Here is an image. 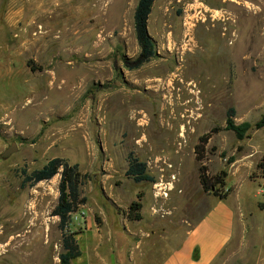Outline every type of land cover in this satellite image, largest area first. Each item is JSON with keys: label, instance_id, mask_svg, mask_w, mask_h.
Returning <instances> with one entry per match:
<instances>
[{"label": "rangeland", "instance_id": "obj_1", "mask_svg": "<svg viewBox=\"0 0 264 264\" xmlns=\"http://www.w3.org/2000/svg\"><path fill=\"white\" fill-rule=\"evenodd\" d=\"M137 1L0 0V154L17 145L0 157V264H62L60 175L22 185L53 157L87 175L68 264H158L214 200L194 153L213 126L203 163L244 216L211 264H264V0H154L156 55L130 68ZM230 108L251 124L242 140L223 128ZM129 153L154 182L126 175Z\"/></svg>", "mask_w": 264, "mask_h": 264}, {"label": "trees", "instance_id": "obj_2", "mask_svg": "<svg viewBox=\"0 0 264 264\" xmlns=\"http://www.w3.org/2000/svg\"><path fill=\"white\" fill-rule=\"evenodd\" d=\"M154 0H138L133 12V26L135 37L139 45V53L133 63L129 65L130 68H137L140 65L148 62L156 55L155 42L149 35L147 29V20L151 12ZM264 124V117L258 121L256 128L262 127ZM227 130H232L237 139L242 140L247 136V131L251 128V124L247 121L235 123L233 119V109L230 108L227 112L225 126ZM222 128L213 126L208 132L202 134L198 138V142L194 146V153L198 165V181L204 192L213 194L214 196L223 199L229 192H223L220 188L226 184L227 172L220 170L214 175L208 173L207 166L203 163L206 153V144L215 132ZM128 165L126 175L133 178L135 182L147 181L154 182L153 175L147 172V165L140 161L132 153L127 157ZM257 168L261 170L264 175V164L260 161ZM24 176L22 185H34L40 181L51 179L56 174L60 175L58 184V198L57 203L51 210V215L58 217V226L62 232V252L59 255L62 264H68L72 259L78 257L81 252L78 243L74 237L73 232H68V225L71 214L76 212L81 204L86 201L85 196L82 195L80 187L85 183L87 175L78 169L77 164H70L67 160L61 157H53L41 168L35 169L30 173L23 170ZM141 195H138V198ZM142 207L140 199L132 201L126 211V217L129 220H140V209Z\"/></svg>", "mask_w": 264, "mask_h": 264}, {"label": "crops", "instance_id": "obj_3", "mask_svg": "<svg viewBox=\"0 0 264 264\" xmlns=\"http://www.w3.org/2000/svg\"><path fill=\"white\" fill-rule=\"evenodd\" d=\"M228 196H212L205 214L158 264H211L242 227L243 204Z\"/></svg>", "mask_w": 264, "mask_h": 264}, {"label": "water", "instance_id": "obj_4", "mask_svg": "<svg viewBox=\"0 0 264 264\" xmlns=\"http://www.w3.org/2000/svg\"><path fill=\"white\" fill-rule=\"evenodd\" d=\"M17 150V145L15 142H13L9 147H7L1 154V158H7L9 157L13 152Z\"/></svg>", "mask_w": 264, "mask_h": 264}, {"label": "built area", "instance_id": "obj_5", "mask_svg": "<svg viewBox=\"0 0 264 264\" xmlns=\"http://www.w3.org/2000/svg\"><path fill=\"white\" fill-rule=\"evenodd\" d=\"M223 192H228V189H227V188H224V189H223Z\"/></svg>", "mask_w": 264, "mask_h": 264}]
</instances>
